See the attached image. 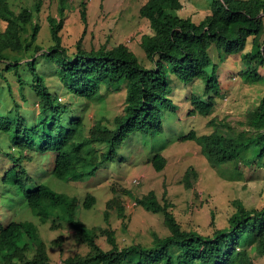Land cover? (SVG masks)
Segmentation results:
<instances>
[{
	"label": "trees",
	"instance_id": "obj_1",
	"mask_svg": "<svg viewBox=\"0 0 264 264\" xmlns=\"http://www.w3.org/2000/svg\"><path fill=\"white\" fill-rule=\"evenodd\" d=\"M63 1L60 0L59 11ZM79 5L85 23L86 1ZM181 8L182 0H146L139 8V16L148 21L151 30L140 38L141 47L154 65L146 68L125 43L86 50L78 41L75 51L70 53L58 36L62 20L52 17H49L52 45L43 48L37 43L40 26L33 11L40 10V3L34 9L24 6L16 12L9 0H0V73H10L21 94L27 86L39 97L34 129L28 128L21 106L15 101L9 117L0 120V132L11 144V159L15 163L10 170L13 185L22 197L24 212L41 224L49 222L50 228L66 225L72 231V240L87 248L85 254L68 256L59 264H255L253 256H264V205L247 209L235 201L228 225L215 229L211 235H201L183 229L171 204L165 200L161 204L150 191L135 197V203L147 211L162 213L170 234L157 238L150 248L141 244L120 247L114 231L88 227L81 221L79 210L90 209L96 202L94 196L88 194L79 199L57 193L46 183L49 176L68 183L73 176L95 175L101 165L116 160L119 147L133 132L162 133L164 111L175 109L168 96V71L185 84L198 80L203 86L204 95L190 96V116H207L212 110L215 97L221 95L218 68L231 56L240 54L247 64L246 70L239 72L243 81L263 80L258 68L264 66V0H212L209 13L199 22L180 16ZM248 42L250 49L243 53ZM211 47L218 50L219 63L210 58ZM52 72L55 82L73 94L74 99L102 100L101 88L106 92L111 86L124 89L125 105L114 118L113 127L96 122L84 133L77 109L72 110L74 104L60 103L51 92L45 75L49 77ZM6 81L10 95L9 79ZM225 126L230 135L215 130L201 137L191 132L180 139L196 140L212 166L228 165L220 168V172L227 174L230 167V171L234 172V168L238 172L241 165L259 166L264 159V96L246 113L241 130ZM3 152L0 148V153ZM38 154L52 158L51 169L47 164L40 165L44 178L32 177L24 167ZM146 162L156 171L167 164L161 154ZM189 174L188 171L185 177L186 187H190ZM123 197L114 193L106 202V222L108 211L124 217ZM39 235L33 220L0 224V264H51L46 244ZM100 237H105L110 248L103 249L98 244ZM61 239L52 243L59 245Z\"/></svg>",
	"mask_w": 264,
	"mask_h": 264
},
{
	"label": "rangeland",
	"instance_id": "obj_2",
	"mask_svg": "<svg viewBox=\"0 0 264 264\" xmlns=\"http://www.w3.org/2000/svg\"><path fill=\"white\" fill-rule=\"evenodd\" d=\"M9 1L16 12L24 6L34 9L35 4L40 3V10L33 11L40 26L37 43L43 48L52 45L49 25V17H52L62 20L58 36L61 45L70 53L75 51L78 41L86 50L101 46L111 48L125 43L141 65L146 68L154 67L140 45L141 36L151 33L148 21L139 16V8L146 0H85V23L80 15L79 4L82 0H65L60 11V0ZM211 2L212 0H182V8L178 14L199 22L209 13ZM249 49L250 42L243 53H247ZM210 58L219 63L215 47L210 48ZM47 67L51 70V66ZM246 68L247 64L242 61L240 54L231 56L220 64L217 74L219 73L221 95L215 97L213 108L207 116L188 115L191 94L204 95L201 82L195 80L191 84H185L168 71V96L175 109L172 112L164 111L162 133L146 135L133 132L119 147L116 160L101 165L95 175L83 178L73 176V180L68 183L49 176L46 183L57 193L79 199H84L88 194L94 196L96 202L90 209L79 210L81 221L88 227L111 229L120 247L141 244L150 248L155 245L157 238L170 234L162 213L147 211L135 203V197L140 198L150 191L156 194L161 204L165 201L171 204L173 215L183 229L193 230L201 235H211L215 229L226 227L229 216L235 211V201H240L247 209L263 206L264 159L256 167L241 165L238 172L234 168V172L230 171V167L227 174L223 170L221 173L219 169H225L228 165L218 168L212 166L201 153V146L196 140L180 139L191 132L201 137L215 130L230 135L225 124L234 130H241L246 113L264 96V66L258 68L263 80L256 83H248L240 78L239 72ZM2 75L0 73V120L9 117V109L15 101L21 106L28 128L34 129V118L39 112L36 105L39 97L27 86L21 94L10 73L4 71ZM6 79L10 82V95ZM45 79L60 103L74 104L72 110L77 109L76 115L81 117L86 134L96 122L113 127L114 118L122 112L125 105L124 89L116 90L111 86L110 91L106 92L105 88H101L104 94L102 100H80L74 99L73 94L55 82L54 72L49 77L45 75ZM63 119L65 121V117ZM210 121L214 125H210ZM10 145L0 132V148L4 151L0 153V224L5 225L13 220H33L37 224L40 239L46 244L51 264H59L68 256L85 254L87 248L72 240V231L66 225L50 228L49 222L41 224L29 212H24L22 197L18 188L13 185L14 175L10 173L15 166L11 159ZM156 154H161L167 160L161 171H156L146 162V159ZM45 164L51 169L52 158L38 154L24 167L32 177L44 178L41 166ZM188 171L190 187H186L185 182ZM114 193L124 196V217L121 219L116 211H108L106 222V202ZM58 238H62L59 245L52 243ZM98 244L103 249L110 248L105 237H100ZM253 261L255 264H264V256H253Z\"/></svg>",
	"mask_w": 264,
	"mask_h": 264
}]
</instances>
